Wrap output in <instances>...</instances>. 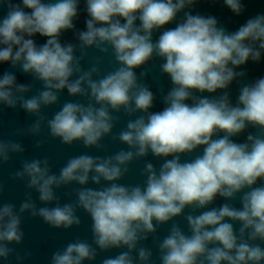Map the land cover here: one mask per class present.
Instances as JSON below:
<instances>
[{
	"label": "clouds",
	"instance_id": "9594fccd",
	"mask_svg": "<svg viewBox=\"0 0 264 264\" xmlns=\"http://www.w3.org/2000/svg\"><path fill=\"white\" fill-rule=\"evenodd\" d=\"M201 2L220 0H0V65L12 69L0 74V114L32 118L11 136L33 138L35 149L58 140L88 150L58 172L47 156L20 160L9 179L26 191L18 208L0 202V262L32 259L13 247L24 243L25 214L68 231L82 211L91 242L69 241L49 264H86L113 250L100 264H264V75L243 82L249 62L264 56V12L230 31L194 11ZM222 2L237 17L246 11L244 0ZM68 32L73 39L63 40ZM90 50L100 55L89 59ZM155 61L170 82L159 95L145 79ZM65 91L71 99L61 102ZM106 138L126 147L90 154L107 153ZM25 152L0 134V169ZM139 161L142 182L123 183Z\"/></svg>",
	"mask_w": 264,
	"mask_h": 264
}]
</instances>
